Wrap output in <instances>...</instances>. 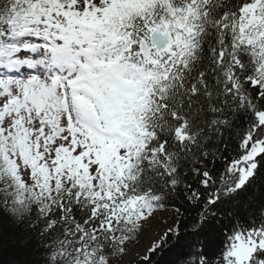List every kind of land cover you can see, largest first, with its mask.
Segmentation results:
<instances>
[{"label": "trees", "instance_id": "1", "mask_svg": "<svg viewBox=\"0 0 264 264\" xmlns=\"http://www.w3.org/2000/svg\"><path fill=\"white\" fill-rule=\"evenodd\" d=\"M35 1L0 0V47L40 15ZM252 2L112 0L103 34L128 55L118 69L143 85L124 102L135 154L120 172V200L94 197L91 186L25 189L11 159L18 145L0 136V264H110L142 233L123 207L133 201L176 217L174 231L133 264H234L235 235L255 244L245 264H264V42L239 32ZM157 25L176 42L144 60L139 42ZM240 162L250 174L238 186Z\"/></svg>", "mask_w": 264, "mask_h": 264}, {"label": "rangeland", "instance_id": "2", "mask_svg": "<svg viewBox=\"0 0 264 264\" xmlns=\"http://www.w3.org/2000/svg\"><path fill=\"white\" fill-rule=\"evenodd\" d=\"M46 2L52 6L48 14L30 23L11 57L0 58V135H18L26 150L24 162L20 155L16 158V174L26 187L33 182L31 161L45 179L65 182L73 171L81 182L116 184L118 172L132 161L134 146L110 127L104 131L89 107L98 98L119 106L136 96L141 80L129 74L106 78L105 69L115 57L91 44L111 0ZM263 10L262 1L246 7V24L264 22L259 15ZM106 123L116 125L112 119ZM141 225L138 240L111 264L145 258L166 232L173 231L175 215L171 210L158 212L145 216ZM253 248L248 240L238 241L227 256L245 264Z\"/></svg>", "mask_w": 264, "mask_h": 264}, {"label": "water", "instance_id": "3", "mask_svg": "<svg viewBox=\"0 0 264 264\" xmlns=\"http://www.w3.org/2000/svg\"><path fill=\"white\" fill-rule=\"evenodd\" d=\"M150 43L152 44L154 50L164 52L169 49L171 38L167 33L161 35L158 29H155V31L150 36ZM143 54L145 57H147L146 51L143 52Z\"/></svg>", "mask_w": 264, "mask_h": 264}]
</instances>
